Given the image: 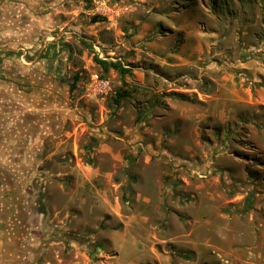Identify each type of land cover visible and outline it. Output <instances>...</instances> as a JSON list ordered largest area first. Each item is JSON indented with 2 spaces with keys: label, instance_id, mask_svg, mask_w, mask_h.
Masks as SVG:
<instances>
[{
  "label": "rangeland",
  "instance_id": "374dc122",
  "mask_svg": "<svg viewBox=\"0 0 264 264\" xmlns=\"http://www.w3.org/2000/svg\"><path fill=\"white\" fill-rule=\"evenodd\" d=\"M17 2L0 181L37 212L33 264H262L264 0Z\"/></svg>",
  "mask_w": 264,
  "mask_h": 264
},
{
  "label": "crops",
  "instance_id": "0c3cea01",
  "mask_svg": "<svg viewBox=\"0 0 264 264\" xmlns=\"http://www.w3.org/2000/svg\"><path fill=\"white\" fill-rule=\"evenodd\" d=\"M17 3V0L0 2V14L2 11L4 14L8 13ZM24 198L23 187L12 185L8 180L0 181V264H33L34 262L35 247L32 245V235L37 228V212L28 199L26 202L28 206L25 205ZM263 221L260 223L262 231L258 235L264 239ZM251 259V257L247 259L248 264H259V262H251Z\"/></svg>",
  "mask_w": 264,
  "mask_h": 264
},
{
  "label": "trees",
  "instance_id": "16d2710c",
  "mask_svg": "<svg viewBox=\"0 0 264 264\" xmlns=\"http://www.w3.org/2000/svg\"><path fill=\"white\" fill-rule=\"evenodd\" d=\"M97 62L102 66V68L104 70H108L110 67H113L115 69H117L121 74H125L126 72H129V69L123 67L121 64L119 63H115V62H109L103 59H97ZM78 76L76 75L73 78V82L71 83V89L75 87L76 85V81L78 80ZM128 92L127 91H121L118 90L116 92V97L114 98V102L116 105H119L121 98L128 96ZM178 96L180 98H184V99H189L188 97H186L184 94H178ZM250 202H251V198H249L248 203H247V207H250Z\"/></svg>",
  "mask_w": 264,
  "mask_h": 264
}]
</instances>
